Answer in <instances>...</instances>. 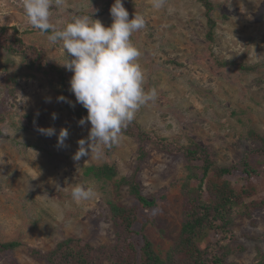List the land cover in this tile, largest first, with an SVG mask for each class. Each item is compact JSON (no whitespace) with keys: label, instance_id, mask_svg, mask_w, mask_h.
<instances>
[{"label":"rangeland","instance_id":"obj_1","mask_svg":"<svg viewBox=\"0 0 264 264\" xmlns=\"http://www.w3.org/2000/svg\"><path fill=\"white\" fill-rule=\"evenodd\" d=\"M108 1L64 0L60 7H52L50 22L61 30L76 18L92 16L108 26L114 0L106 5ZM210 1L215 21L211 39L204 7L197 0H165L160 9L152 7V0H122L130 19L140 14L145 20V28L133 33L131 41L141 52L138 62L145 90L157 92L155 101L142 106L133 121L144 132L172 139L177 148L167 153L146 145L148 155L138 175L142 193L157 198L153 208L139 214L147 219L143 232L161 257L177 237L182 220L181 183L187 163L180 148L195 142L207 147L218 164L231 165L239 162L243 151L258 145L250 138L251 131L264 136V0ZM0 25L16 26L25 42L45 49L49 62L66 61L62 42L50 45L47 40L51 30L42 33L31 26L24 0H0ZM59 66L70 81L71 71ZM6 73L19 76L10 94L3 84ZM58 97L43 74L30 72L19 57L0 48V240L20 242L17 248L0 252V264H48L30 257L28 248L45 253L67 237L92 245L111 243L114 226L108 201L136 203L125 188H116L115 180L84 176L82 166L109 162L115 165L116 179L130 175L139 155L137 139L120 133L118 143L101 146V158L90 154L74 160L90 123L80 126ZM26 112L38 115L39 122L24 125L20 116ZM41 127L57 132L66 128L65 146H58L55 135L41 134ZM76 185L92 187L96 195L77 203L71 196ZM140 227L138 223L135 228ZM232 232L244 249L225 264L255 261L258 249L264 252V207L236 217Z\"/></svg>","mask_w":264,"mask_h":264},{"label":"trees","instance_id":"obj_2","mask_svg":"<svg viewBox=\"0 0 264 264\" xmlns=\"http://www.w3.org/2000/svg\"><path fill=\"white\" fill-rule=\"evenodd\" d=\"M197 1L204 7L207 36L211 39L215 27L211 16L214 5L210 0ZM0 48L10 56L19 57L20 63L30 72L43 74L51 89L71 102H61L71 117L80 120L87 116V110L76 102L62 67L48 61L44 48L25 42L16 26L0 25ZM218 63L222 66L233 64ZM238 66L244 70L254 69V66ZM2 68L5 66L2 65ZM18 79L16 73L4 75V88L9 94L15 91ZM20 120L24 125L34 126L39 117L26 112ZM121 133L135 137L139 143L136 166L130 175L116 179L115 165L109 162L82 166L84 176L103 181L115 180L116 188H125L136 201L132 205L108 201L107 208L114 226L113 241L92 245L78 237H67L45 253L28 248L30 257L45 259L48 264H225L230 255L243 251L244 246L234 238L232 226L235 218L242 213L250 216L251 211L264 207V136L251 131L249 136L258 145L243 151L239 162L231 165L218 164L207 147L195 142L180 148L187 163V174L181 183L182 220L177 237L165 256L161 257L143 232L147 219L139 214V211L153 208L157 198L142 193L138 175L148 155L146 145L158 151L174 153L176 144L172 139L140 130L134 121ZM138 223L141 227L136 229ZM19 245L20 242L15 240H0V252L13 250ZM249 264H264L262 249H258L257 259Z\"/></svg>","mask_w":264,"mask_h":264},{"label":"clouds","instance_id":"obj_3","mask_svg":"<svg viewBox=\"0 0 264 264\" xmlns=\"http://www.w3.org/2000/svg\"><path fill=\"white\" fill-rule=\"evenodd\" d=\"M63 2L24 0V9L32 27L42 33L51 30L47 36L50 45L62 42L67 59L58 64L71 71L70 90L76 102L87 110V116L78 123L80 126L90 123L88 137L78 141L73 159L79 161L90 154L99 159L103 155L101 146L110 148L118 143L121 130L134 120L136 112L157 97L155 88H144L145 76L138 62L141 52L131 41L133 33L145 28V20L140 14L130 19L122 0H114L110 6V25L83 16L57 30L50 22L51 9ZM164 3L165 0H152V7L160 9ZM57 99L71 104L64 96ZM52 118H57L55 113ZM38 131L48 137L55 135L60 147L65 146L69 136L63 127L59 132L53 127H41ZM95 195L92 187L76 185L71 190L77 203Z\"/></svg>","mask_w":264,"mask_h":264}]
</instances>
